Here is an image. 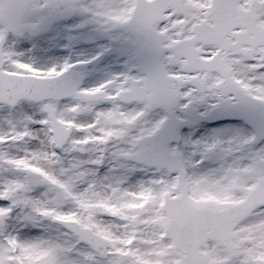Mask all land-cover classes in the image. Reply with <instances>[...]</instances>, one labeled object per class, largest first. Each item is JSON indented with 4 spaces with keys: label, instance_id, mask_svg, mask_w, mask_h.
Returning a JSON list of instances; mask_svg holds the SVG:
<instances>
[{
    "label": "snow or ice",
    "instance_id": "snow-or-ice-1",
    "mask_svg": "<svg viewBox=\"0 0 264 264\" xmlns=\"http://www.w3.org/2000/svg\"><path fill=\"white\" fill-rule=\"evenodd\" d=\"M0 264H264V0H0Z\"/></svg>",
    "mask_w": 264,
    "mask_h": 264
}]
</instances>
